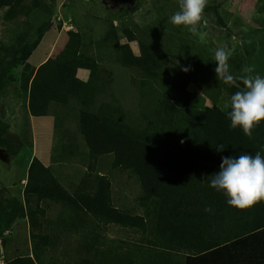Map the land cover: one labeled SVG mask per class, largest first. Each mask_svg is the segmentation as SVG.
<instances>
[{"label":"rangeland","instance_id":"1","mask_svg":"<svg viewBox=\"0 0 264 264\" xmlns=\"http://www.w3.org/2000/svg\"><path fill=\"white\" fill-rule=\"evenodd\" d=\"M16 1L20 5L12 16L7 14L8 7L0 8V72L17 49L34 51L25 65L0 80V126L4 130L0 137V259L33 257L31 238L35 234L49 236L41 264H155V255L165 253L155 244L158 201L142 200L138 176L130 168H115L112 154L92 161L80 130V112L87 105L83 100L91 94L83 92L81 100L68 104L52 102L46 116L36 117L30 108L32 82L40 67L56 57L52 55L64 51L69 34L79 33L80 53L97 67L96 74L85 69L77 72L81 82L98 86L90 98L93 107L107 106L118 111L129 126L146 128L145 117H153V97L145 98L138 85L140 72L126 66L121 50L127 44L134 55H140L138 42L128 43L123 34L126 27L135 32L138 26L181 70L189 69L178 72L170 84L186 85L192 95L191 109L218 106L226 111L223 105L231 94L228 85L216 78L215 50L226 47L232 52L228 61L232 74L242 75L244 66H253L252 75L264 77V0H208L202 36L184 27L186 36L178 35L169 23L178 10V0ZM52 36L56 49L45 55ZM35 159L72 195L93 165L111 183L112 206L144 217L146 229L104 225L93 217L74 227L79 217L61 204L35 197L26 204L28 173ZM6 227L9 230L2 232ZM165 254L171 262L182 261L185 255L173 249Z\"/></svg>","mask_w":264,"mask_h":264},{"label":"trees","instance_id":"2","mask_svg":"<svg viewBox=\"0 0 264 264\" xmlns=\"http://www.w3.org/2000/svg\"><path fill=\"white\" fill-rule=\"evenodd\" d=\"M19 5L16 0H0V8L8 7L10 16ZM181 29L176 27V33L186 36ZM112 32L114 37L118 36L114 29ZM123 34L128 43L138 42L140 49V55L136 56L129 45L121 46L123 61L140 72L138 85L145 98L153 97V117H145L146 128L129 126L118 111L107 106L93 107L90 98L98 86L81 82L77 72L85 69L96 74L97 67L80 53L79 33H70L64 51L38 70L30 93L32 114L46 116L50 103L68 104L71 100H81L83 92L90 93L83 100V105H87L80 112V130L92 161L112 154L115 168H130L138 176L142 200L158 201L156 246L165 253L172 249L185 253V264L198 261L264 264V201L255 208L236 210L228 206L223 193L210 187V176L219 171L222 157L257 152L264 156V123L253 129L251 137H246L240 128L230 129L228 110L218 106L191 109L192 95L186 85L170 84L182 70L138 26L135 32L126 27ZM17 50L11 54L12 58L10 52L6 53L11 59L0 72V80L7 78L11 70L25 65L34 51L33 48ZM227 89L231 95L237 91L231 86ZM1 127L0 137L4 133ZM0 144H3L1 138ZM221 147L223 150L219 151ZM188 161L192 165L189 168ZM25 197L26 204L30 197L61 204L79 217L74 227L82 225V220L88 217L104 225L136 230L147 227L144 217L112 206L111 183L107 177L98 175L93 165L72 195L35 159L29 169ZM206 207L211 211H205ZM7 230L9 227L2 232ZM31 239L33 257H17L5 264H41V253L48 246L49 236L34 234ZM169 263L171 259L161 261V264Z\"/></svg>","mask_w":264,"mask_h":264},{"label":"clouds","instance_id":"3","mask_svg":"<svg viewBox=\"0 0 264 264\" xmlns=\"http://www.w3.org/2000/svg\"><path fill=\"white\" fill-rule=\"evenodd\" d=\"M207 3L208 0H178V10L171 15L169 23L202 36L200 28L205 23ZM231 55L226 47H218L214 53L216 78L237 89L223 108L228 110L230 129L240 128L246 137H251L253 129L264 123V77L252 75L253 66H244L242 75L232 74L228 63ZM182 70L187 72L189 69ZM222 150L223 147L219 151ZM210 178V187L223 193L231 208L243 211L264 201V156L259 152L222 157L219 171ZM205 211L210 212L211 208L206 207Z\"/></svg>","mask_w":264,"mask_h":264},{"label":"crops","instance_id":"4","mask_svg":"<svg viewBox=\"0 0 264 264\" xmlns=\"http://www.w3.org/2000/svg\"><path fill=\"white\" fill-rule=\"evenodd\" d=\"M56 39H55V36H52L51 38H50V40H49V42L47 43V46L49 45V47L48 48H46V52H45V55H49L51 52H52V54H53V52H54V50L56 49ZM65 45H67V43H65ZM64 48V47H63ZM49 49V50H48ZM62 50V49H61ZM61 53V51H59L58 53H56L55 55H52V56H58L59 54ZM56 57H52V59H55ZM185 254V253H184ZM180 255V254H179ZM182 256V261L180 260V259H178L179 261L177 262V261H174L173 259H172V262L171 263H169V264H185V261H186V258H187V255L185 254V255H181ZM169 258V256L168 255H166V254H164V253H157L156 255H155V258H154V261H153V263H155V264H161V261L162 260H169L168 259ZM156 259L158 260V261H156ZM0 264H5V262L4 261H2L1 259H0ZM192 264H206V263H204V262H201V261H198V262H192ZM210 264V263H209Z\"/></svg>","mask_w":264,"mask_h":264},{"label":"flooded vegetation","instance_id":"5","mask_svg":"<svg viewBox=\"0 0 264 264\" xmlns=\"http://www.w3.org/2000/svg\"><path fill=\"white\" fill-rule=\"evenodd\" d=\"M120 1H122V0H120Z\"/></svg>","mask_w":264,"mask_h":264}]
</instances>
